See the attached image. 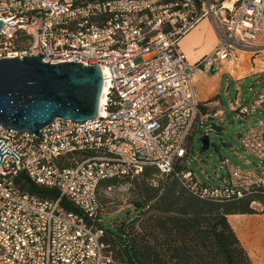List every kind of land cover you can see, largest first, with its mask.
<instances>
[{
  "label": "built area",
  "instance_id": "1",
  "mask_svg": "<svg viewBox=\"0 0 264 264\" xmlns=\"http://www.w3.org/2000/svg\"><path fill=\"white\" fill-rule=\"evenodd\" d=\"M204 18L217 45L190 65L178 41ZM0 21V60L41 55L49 64L98 66L107 87L103 114L83 123L55 120L40 132L43 139L0 127V264H120L101 241L97 188L146 167L173 175L199 200L227 202L264 191V123L238 136L258 160L255 170L224 161L227 179L216 186L186 170L191 133L210 130L193 73H216L221 60L256 51L264 0H0ZM257 108L264 109V88L252 109L237 105L236 112ZM74 154L80 160L63 165ZM19 174L57 189L82 214L66 212L60 199L20 191L13 184Z\"/></svg>",
  "mask_w": 264,
  "mask_h": 264
},
{
  "label": "trees",
  "instance_id": "2",
  "mask_svg": "<svg viewBox=\"0 0 264 264\" xmlns=\"http://www.w3.org/2000/svg\"><path fill=\"white\" fill-rule=\"evenodd\" d=\"M178 1L162 0L165 4ZM78 160L80 156L70 155L63 165L73 166ZM157 177L154 185L153 179ZM119 182L131 185V204L136 216L119 221L120 224L112 223L114 232L104 229L101 223L98 225L103 230L101 241L109 245L118 263L252 264L228 217L254 215L251 207L254 203L262 205L264 214V191H254L242 199L227 202L199 200L173 175L163 176L154 168L146 167L137 176L102 181L97 188L100 210L99 189H110ZM13 184L42 201L60 199L59 205L66 212L82 214L67 198L60 197L57 189L38 186L24 174H19Z\"/></svg>",
  "mask_w": 264,
  "mask_h": 264
},
{
  "label": "water",
  "instance_id": "3",
  "mask_svg": "<svg viewBox=\"0 0 264 264\" xmlns=\"http://www.w3.org/2000/svg\"><path fill=\"white\" fill-rule=\"evenodd\" d=\"M0 21V30L2 28ZM103 79L98 66L49 64L42 56L0 60V127L40 132L55 120L83 123L98 116ZM208 135V134H207ZM201 137V152L209 138Z\"/></svg>",
  "mask_w": 264,
  "mask_h": 264
},
{
  "label": "rangeland",
  "instance_id": "4",
  "mask_svg": "<svg viewBox=\"0 0 264 264\" xmlns=\"http://www.w3.org/2000/svg\"><path fill=\"white\" fill-rule=\"evenodd\" d=\"M258 37H260L258 44L262 46L259 49V53L248 52L245 55L250 57L251 63L254 57H257V60L263 58L261 62H264V34H259ZM251 55L253 56L251 57ZM258 88V85H255L254 79L242 84L240 86L241 92L238 102L250 109L254 92ZM235 94L236 92L233 91L229 97L222 98L227 115L220 123H215L216 127H211L208 130L207 136L210 144L208 150L201 152L202 146L200 140L202 135L205 134V126L191 133L188 139L190 152L186 159V170L192 171L195 178L201 184L216 186L220 183L221 179L226 180L227 175L224 161L244 170H255L256 166H258V160L241 148L237 138L238 134H242L247 127L249 128L257 122L251 116H247L244 119L241 116L236 117V113L229 111L228 99H233ZM259 110L262 113L264 121V110ZM193 157L195 158L193 159ZM157 180L158 177L153 179L154 185H156ZM98 194L101 206L100 212L102 214L100 223L104 229L114 232L112 223L117 222V224H120L121 222L119 221H129L136 216V212L133 210L131 204L133 195L130 184L119 182L110 189H99ZM251 207L255 211L254 215H241L242 217L239 216L235 220V222L237 221L236 223L230 221V224H232L235 234L240 239L241 245L246 247L248 251L251 249L249 259L252 264H264V253L262 255L257 251L258 243L261 244L264 250V214L261 213L262 205L254 203L251 204ZM123 264L129 263L125 262Z\"/></svg>",
  "mask_w": 264,
  "mask_h": 264
},
{
  "label": "crops",
  "instance_id": "5",
  "mask_svg": "<svg viewBox=\"0 0 264 264\" xmlns=\"http://www.w3.org/2000/svg\"><path fill=\"white\" fill-rule=\"evenodd\" d=\"M259 41L260 37L257 36L253 43L256 47V51L253 53H259V49L262 47L258 44ZM216 45L217 37L215 31L206 18L201 19L196 25L181 36L178 41V48L187 63L190 65H194L203 56L212 52ZM246 53L248 52H237L231 59L228 58L221 60L216 73H205L201 70H195L193 73L194 87L200 104V116L205 120L206 126L208 123L207 127H209V129H211V127H216L215 123H220V121L227 115L222 98L229 97L233 91L236 92L233 99H228V107L229 111L236 113V117H240L236 112L237 105H242L238 102L241 92L240 86L247 81L254 79L255 85H258L259 88L254 92L253 99L255 95L264 88V62H261V59L263 58L257 60V57H254L251 63L250 57L245 56ZM252 56L253 55H251V57ZM250 109H252V104ZM259 109L262 108L254 109L252 114L241 117H244L245 119L247 116H251L257 122L256 124L264 123L262 113ZM239 135L240 134L237 135V138ZM239 216H229V224L230 221L235 222ZM230 226L232 228V224H230ZM232 230L234 232V228H232ZM236 237L239 242H241L237 235ZM243 249L245 251L247 250L246 247H243ZM257 251L262 255L264 253L260 243H258ZM246 252L249 254L248 257H250L251 249Z\"/></svg>",
  "mask_w": 264,
  "mask_h": 264
},
{
  "label": "bare ground",
  "instance_id": "6",
  "mask_svg": "<svg viewBox=\"0 0 264 264\" xmlns=\"http://www.w3.org/2000/svg\"><path fill=\"white\" fill-rule=\"evenodd\" d=\"M106 94H107V87L104 86L103 89H102L101 97H100V108H99V113L100 114H103L104 113L103 106L105 105Z\"/></svg>",
  "mask_w": 264,
  "mask_h": 264
}]
</instances>
